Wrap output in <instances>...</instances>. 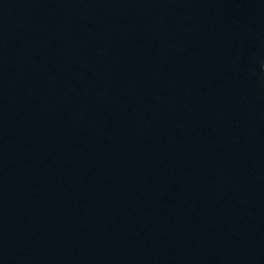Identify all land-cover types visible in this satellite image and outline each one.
I'll list each match as a JSON object with an SVG mask.
<instances>
[{
    "label": "water",
    "instance_id": "1",
    "mask_svg": "<svg viewBox=\"0 0 264 264\" xmlns=\"http://www.w3.org/2000/svg\"><path fill=\"white\" fill-rule=\"evenodd\" d=\"M0 264H264V0H0Z\"/></svg>",
    "mask_w": 264,
    "mask_h": 264
}]
</instances>
